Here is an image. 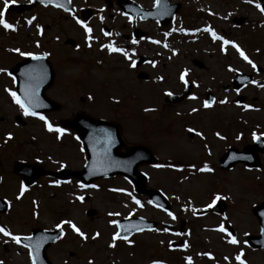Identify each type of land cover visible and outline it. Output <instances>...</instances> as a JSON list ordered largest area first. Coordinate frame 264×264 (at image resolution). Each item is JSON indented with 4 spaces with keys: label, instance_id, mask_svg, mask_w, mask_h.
<instances>
[{
    "label": "rangeland",
    "instance_id": "rangeland-1",
    "mask_svg": "<svg viewBox=\"0 0 264 264\" xmlns=\"http://www.w3.org/2000/svg\"><path fill=\"white\" fill-rule=\"evenodd\" d=\"M137 1L141 2L143 5H151L153 3V0ZM179 1L183 4L181 14L187 15V26H198L197 29L201 30L199 31V37L196 35L192 36L191 33H188L189 36H184V34L176 32L182 36L181 40H177L173 36L170 42H167L168 47L152 46L156 54L160 56L155 57V59L159 61L160 64L167 62L174 65L171 68L174 72L178 70L177 66L188 64L192 59L201 60L209 68V72L198 73L205 77L206 85H212V77L220 76L222 78V76L229 75L223 71L225 64L229 63L235 67H238L237 62L240 66L243 64L242 61L244 59L237 55L234 48L228 45L235 43L243 49V52V46H248V51L254 48L264 49V15L257 9L255 3L247 4L242 0H202L205 2L203 8L210 5L209 11L213 13H209V16H213L211 19L209 18L207 21H202L194 18L195 15L190 13L192 9L200 12L196 7H190L191 2L194 0ZM3 2L4 0H0V10H3ZM73 2L78 7L91 6L93 8H103L105 5L107 6L105 0H73ZM200 7L201 5L199 9ZM114 8L108 9L100 19L94 20L91 24L89 23L87 27L91 28L90 33L80 31L79 28L75 26V22L73 23L66 15L50 9L47 10L37 7L29 13L20 15L15 12L5 13L6 22L13 25L16 29L15 34H10L11 31L7 32L0 27V156L8 158L6 162L18 156L23 160V158H28L31 153L35 152H37L40 157L44 158L48 153L55 156L57 149H61V152H57H60L62 155H67L71 150L70 144L64 147H57L54 142H48L47 135L44 133L42 125L25 120L21 115L19 116L18 108L11 105L15 103L9 93H16V86L9 76V70L18 64V59L21 57L16 50L18 49L20 52L28 51V53L31 54H38L44 47L50 51H53V48L60 50V53L57 51L55 52L56 54L59 53L57 58H53L54 55L52 56L51 54L50 60L55 64L61 75L58 73V84L56 83V88L54 91H51L48 96L57 102H61L64 109L57 115L53 114V117L57 116L58 118L65 119L71 117L74 111H87L93 108H95L94 111H96V114L100 115L103 111L100 101H97L98 104L95 106H91L90 103L81 102V98H85L87 90L92 91L91 89L85 90L88 80L98 84V87L101 88L99 84L101 83L103 86L104 79L106 78L105 70L107 68L110 70L113 68L116 69L121 79H125L130 73L127 70L126 62H124V67L123 64H120L117 60L106 58V55L99 52V46L83 40L103 39L101 30L105 26L120 30L123 24H129V20L126 18L123 19L119 11ZM111 15L115 19L110 17ZM235 16L238 18L246 17L250 22L261 20V29L259 25H253L252 23H249V25L245 24L241 28H235L231 20V18ZM33 17H35V19L32 24L29 25L27 21ZM200 21L203 23H199ZM205 22L209 24L211 30L221 39L213 40L209 32L203 31V29L207 27L204 24ZM38 28L40 29L39 32L37 31ZM154 28L155 27L150 23L142 21L141 29L150 32V35L144 40L146 43H148L147 40L151 38H153L150 40L151 42L154 39L156 40V37L152 36L154 31L160 33L158 31L159 29L154 30ZM179 29L180 27H178V30ZM224 31H226V34ZM67 37L76 39L81 44V48L75 51L71 47H65L63 42ZM157 38H161L165 41L163 37ZM224 40L229 41V44L225 46L227 49L226 53H223L221 50L224 47L222 46L224 45ZM111 45L115 48H129L123 42L113 41ZM7 48L10 50L7 51ZM62 49L63 51H61ZM173 53H175V55ZM101 59L104 60L102 61ZM98 63L104 64V66L101 68L95 67ZM239 69H241V67ZM178 73H176V75ZM73 81L77 84H84L82 87L83 91L75 87ZM125 81L127 82V80ZM206 88L207 87L204 89ZM204 89L202 91H204ZM259 96V103L263 106H259V108L263 110V91L259 93ZM139 99L141 102L144 100L142 95H140ZM223 100L224 99H221V101ZM154 102L158 103L161 101H159L158 97ZM194 108L196 111L200 109L199 97L189 101L184 107L185 111H192ZM216 115H218L219 119H231L225 120L227 122L224 124V128H226V126L230 127V121L231 126L236 125V123L237 125L243 123L240 121H250L254 123L249 125L250 128H260L263 126L264 131V110L262 112H253L243 115L239 109L227 105V103H222L221 105L218 104L213 111L205 113L203 118L206 119ZM15 123H19L20 127L15 128ZM208 126L212 125L210 124ZM241 129L244 130L245 128ZM5 132H11L8 134L15 136V140L7 142L8 145L3 144V135ZM248 136H250V133L246 135V138ZM15 141L18 144L15 145ZM248 141L249 138L243 143L237 144V146L242 147V145H245ZM221 144L223 145V143ZM5 147H7V149ZM185 147L186 149H193V151L203 150L202 143H199L198 140L194 143L187 141H185V143H177L169 139L168 152L170 156H172L170 160L172 164L186 162L185 158H188V154H186L187 151L186 153L184 152ZM153 148L156 151L163 150L162 147L153 146ZM163 155L166 156L165 153ZM73 162L78 161L75 160ZM190 168L194 170L193 167ZM4 173L8 175V169H6ZM206 173L198 170V174H182L183 179H179L180 175L175 174L172 176L173 180H171V178H167L168 172H166V170H157L156 179L158 184L161 183L164 184L165 187H171L167 188V193H174L173 198L175 206L173 207V212L176 214L175 220L163 213L161 214L158 211L154 212L150 210L145 203H143V205L140 203V207L134 202L131 203L130 196L133 197L131 194L125 196L122 194L113 197L111 195L108 196V193L103 191V186L99 185L97 191L92 192L93 197L90 206H93L98 211L100 218L97 216L96 218L98 219L95 222H89L88 225L83 223V218L81 221H78L84 227L78 224L83 229L85 228L90 235L87 242H80V240L70 234L64 242L54 247V249H51L50 258L58 263H63V260H71L74 258L71 264H84L80 261L81 258L89 259L91 264H111V262L118 264V261L120 264H170V262H173V264H189V260H191V264H238L235 257L244 250L245 255L242 256V259L246 264H264L263 253L260 251H249L244 244L248 234H255L258 231L257 221H255L252 214L253 206L251 205L260 201L259 191H261V189L256 186L253 178H260L262 176L264 180V159L260 172L250 174L241 166L240 169L236 168L233 172L227 173L228 175L224 176L221 174L218 177V170H213L212 172L215 174L214 176L219 178V184L222 183V186H224V188H222V193L231 192L235 200L239 203L238 206H236L237 209H232L231 219L235 222V226L229 224L238 231V243L236 245L227 242L229 238H227L226 233L215 230L224 224L219 218L195 219L193 217V211L203 209L201 205L206 203L204 206H207L209 203L208 201H212V199L217 196L215 192H220V189L215 185V191L213 188L205 190L207 186L213 185V179H210V181L206 183V186H203L202 179L206 180L213 177ZM226 176L228 178H226ZM16 179L9 180L8 182L6 181L4 185H0V196L8 197L10 200L14 201L15 205L17 204L15 200L19 197V193H21V188L18 187ZM226 181L229 184L227 186H225ZM45 189L46 188L43 187H38L36 189L35 187L33 192L21 197L24 198L22 204L31 203L38 199L43 200L40 218H32L31 209L27 206L16 208V210L14 207V213L11 215L12 217L9 215L6 217L4 216L5 221L13 227V233H28L30 227L36 223L42 226H52L59 221L57 219L60 211L62 212V216L69 217L68 201L70 199L68 194L58 190ZM53 192L58 193L55 200H52L51 194ZM144 206L145 210L143 211ZM77 207L81 209L85 208L80 206ZM135 212L139 215H151L161 222L170 223L174 227V231L172 233H165L162 230L158 232L161 234L159 236L152 233L138 236L135 238L136 241L128 240L120 245L122 250L118 253L113 252L112 248L109 246L110 244H114V246L117 245L112 240V235H114L117 230L113 225V220L118 219V217H126ZM73 213L76 220L81 217L76 214L74 207ZM182 221H185L189 227L184 234L179 237L178 230ZM97 234L99 238L93 239ZM180 239L185 241V246L172 251L169 247L170 242ZM82 243L86 244L83 245ZM7 248L8 253H5ZM17 251L20 254L22 253L21 248L17 249L15 245L12 244L11 240L4 239L0 236V258H4V260H7L9 257L18 259L19 254ZM112 253L115 255V258ZM89 262L85 264H89Z\"/></svg>",
    "mask_w": 264,
    "mask_h": 264
},
{
    "label": "flooded vegetation",
    "instance_id": "flooded-vegetation-1",
    "mask_svg": "<svg viewBox=\"0 0 264 264\" xmlns=\"http://www.w3.org/2000/svg\"><path fill=\"white\" fill-rule=\"evenodd\" d=\"M116 37L120 38L121 35L117 34ZM126 40L130 41V38H126ZM131 51L130 60L127 61V70L130 73L128 76L130 80L128 84L125 85L120 77L118 76V71L116 69H106V78L104 79V88L105 94L104 97L106 99L105 104V113L104 119L116 121L120 134L123 139V146L121 148V152L124 153L128 150V148H132L135 146H143L149 148L154 156L162 157L164 150L156 151L153 146L162 147V144H168L169 139L171 141H175L180 143L181 140H194L197 136L195 132H188L189 129H195V127H200L203 135L206 137L202 141V147L204 150L200 152L192 151L187 154H190V157L197 155L198 157H194L199 162L204 163H214V158L216 154H218V150L220 149L219 145L212 139H207L211 137V134L205 129L206 124H200L201 118L196 115L188 114L184 107V102L180 106H168L161 104L160 108H151L148 113H146L143 117L139 108L138 97L141 93L152 95L154 93H158L160 95H166V93H171L175 95L182 94L186 89L187 85H191V95L196 96L202 92L204 89L203 96L206 92H211L214 95V98H218L219 102L221 98L226 96L227 94H236V90L232 85V74L228 72L223 67V71L226 76L212 77V85H206L205 77L201 75H189L185 74L184 81L182 82L179 75H175L174 71L169 67L168 64L163 66V69L157 70L159 65H154L153 61L150 59L148 64L144 67H137L135 65V59L140 56V51L137 48H129ZM114 56L112 59L117 60L120 64H123L125 67L124 61L125 59L118 56V52H113ZM133 58V62L132 59ZM112 67V66H110ZM182 68V67H180ZM209 71V70H208ZM255 70L252 68L250 70V74ZM140 72L147 74V81H140L138 79ZM154 73L158 75L154 76ZM159 73H164V75H160ZM172 73V74H167ZM216 76V75H215ZM260 79V78H259ZM257 76L254 78L253 84L250 86L246 85L244 90L249 87L257 84ZM141 89L143 91H141ZM243 89V88H242ZM163 93V94H162ZM238 93V92H237ZM258 97H253L251 103L249 99H244L243 104L247 106V111H255V108L252 104H258ZM148 109V108H146ZM212 109V108H211ZM209 109V110H211ZM200 124V125H199ZM210 125V124H209ZM168 158L170 157L167 156ZM264 159V156L261 157ZM5 168L4 166H1ZM143 169H152L151 167H144ZM150 176H152V183H150ZM129 184V183H128ZM130 185V184H129ZM149 187H156V179L153 173H150L148 176V184ZM131 186V185H130ZM130 191H134V188L131 186ZM75 205V204H74ZM74 260H68L64 262V264H71ZM81 262L84 264L87 263V258H81ZM26 264H29V256L26 257Z\"/></svg>",
    "mask_w": 264,
    "mask_h": 264
},
{
    "label": "snow or ice",
    "instance_id": "snow-or-ice-1",
    "mask_svg": "<svg viewBox=\"0 0 264 264\" xmlns=\"http://www.w3.org/2000/svg\"><path fill=\"white\" fill-rule=\"evenodd\" d=\"M11 2H14V0H4V2H3V10H0V27H2V28H3L4 30H6V31H9V30H10V31H15V30H16V29L14 28L13 25H11L10 23L6 22V20H5V12H6V10L8 9L9 4H10ZM31 2H32V0H29V3H31ZM42 2H43V0H42ZM157 2H159V0H157ZM53 6H55V7H61V8L64 7L63 4H59V3L54 4ZM255 6L257 7L258 10L261 11L262 14H264V8H261V4H260V3H257ZM64 10L67 11L66 8H65ZM74 18H75V17H74ZM34 19H35V17H33L32 19L28 20L27 23H28L29 25H31ZM76 23L79 24L82 28H84L85 33H90V32H91V29L88 28L85 24H83L80 20H76ZM37 31L39 32L40 29L38 28ZM203 31H205V32H209V33L211 34L213 40L221 39V38L218 37L214 32H212V30H211L210 28H205V29H203ZM106 35H107V33H106ZM135 42H136V41L133 40V43H135ZM152 43H159V42H158V41H152ZM223 44H224V45H227V44H229V41L224 40V41H223ZM106 47L108 48V50H109L110 52H121L122 54H124V55L127 57V53H124L122 49L115 48V47H113L112 45H106ZM231 47L234 48V49L236 50V52L239 53L240 57H241L242 59H244L248 64H250L253 68L256 67V65L253 64L252 61L248 59V57L245 55V53H244V52H243V51H242V50H241V49H240L235 43H232V44H231ZM221 50L223 51V48H222ZM16 51L18 52L19 55H21V56H26V55H27V56H30L31 59H33V60H40V59H43L42 56H35V55H32L31 53L20 52L18 49H17ZM173 54L175 55V53H173ZM229 70H231V69H229ZM35 71H36V70L33 69V72H35ZM184 77H185V74L182 73L181 76H180V79H181L182 82L184 81ZM253 83H255V82L253 81ZM9 95L12 97L13 102L19 106V108H20L21 111L23 112V115H24V116H36V115H37V114L32 110V109H34L35 107H38V106H39L38 103L36 102V99H35V91H34V89H25V90H24V99H23V100L20 99V98L16 95L15 92H10ZM166 95H171V93H166ZM190 99H193V100H194V99H196V97H195V96H192V97H190ZM221 103H224V101H221ZM203 106H204L205 108H208V107H210L211 105H210L208 102H205ZM192 111L195 112L196 109L194 108ZM38 118L44 122V125H45L46 129H47L49 132H53V131H55V132H57V133H62V129H60V128H53V126H52V125H51V124L45 119L44 116H39ZM188 131H189V132H192L193 129H188ZM195 135L200 136L201 133H200V132H195ZM11 138H12L11 135H9V136H8V139H11ZM57 139H59V136H57ZM253 139H256V136H255V135L253 136ZM198 170L201 171V172H208V171H211V169L208 168L207 165H205V166L199 168ZM81 187H84V186L81 185ZM24 190H25V189H24V186L21 185V189H20L21 194H23ZM17 199H19V197H17ZM77 199H78V200H82L83 198H82V197H77ZM220 199H222V197H220V196H216V197L213 199L212 203L208 205V207L211 208V207L213 206V204H215L216 201H217V200H220ZM5 203H7V202H5ZM134 203H135L137 206H140V201H138V200H134ZM167 214H168L170 217H172L173 219H175V217L173 216V214H172L171 212H168ZM110 215H112V214H110ZM126 219H127V218H126ZM63 224H67V225L71 228L72 232H74V233H75L77 236H79L81 239H86V236L84 235V233H82L81 230H80V229H79L74 223H72L71 221H63L61 224H57V225H56V228H57L58 230H62ZM116 227H117L118 229L124 228V230L127 231V228H125L124 226H122V225H120V224H116ZM133 227H135V226H133ZM215 230H216V231H219V232H221V233H226V229H225V227H224L223 225H221L219 228H217V229H215ZM0 234H3L4 236L9 237V238H10L14 243H16V244H20L22 239H23V240H31V237H27V236H25V237L22 238V237L17 236V235H12L9 231H7V230H6L5 228H3V227H0ZM226 234L229 236V239H228V241H227L229 244L236 245V244L238 243V241L236 240V238H235L234 236H232L230 233H226ZM61 235H63V232H62V231H61ZM97 235H98V234H97ZM95 238H96V237L94 236L93 239H95ZM121 238H122L123 240H125L126 242L128 241V236H127V235L121 236L119 231H118L116 234H114V235L112 236V240H113V241H116L117 239H121ZM109 246H110V247H113L114 244H110ZM24 247L28 248L29 256H30V257H34V255H35V251L39 249L40 244H39V242H38V243H37L36 245H34L33 247H29L28 245H24ZM243 255H244V254H243L242 252L236 255L235 259H236V261L238 262V264H246V262L242 259V256H243ZM209 258L211 259L210 256H209ZM226 259H227V258H226ZM32 264H36V260H35V258L32 259ZM89 264H91V261L89 262ZM189 264H191V260H189Z\"/></svg>",
    "mask_w": 264,
    "mask_h": 264
},
{
    "label": "water",
    "instance_id": "water-1",
    "mask_svg": "<svg viewBox=\"0 0 264 264\" xmlns=\"http://www.w3.org/2000/svg\"><path fill=\"white\" fill-rule=\"evenodd\" d=\"M36 2H42V0H35ZM15 73V71H14ZM81 117V116H80ZM78 117L77 118V121L79 122L82 118ZM85 119V118H83ZM77 121H74L73 125L75 127H77L78 131L80 132V135H81V138L82 140H85V131L80 129L79 126H77ZM22 169H20V173L22 174ZM38 175L37 174H34L32 178H36ZM33 179H29L28 178V181H31ZM30 184V183H28ZM154 195V193L152 192L151 193V196ZM255 214L258 216V218H260V224H261V228H262V233H261V236L260 237H254L253 239H251L252 241V244L254 247H257V248H260V247H263L264 248V205L260 206V207H257V209L255 210Z\"/></svg>",
    "mask_w": 264,
    "mask_h": 264
}]
</instances>
